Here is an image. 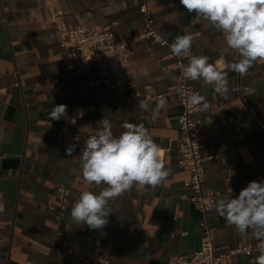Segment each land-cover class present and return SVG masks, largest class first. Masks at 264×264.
<instances>
[{
  "label": "crops",
  "instance_id": "crops-1",
  "mask_svg": "<svg viewBox=\"0 0 264 264\" xmlns=\"http://www.w3.org/2000/svg\"><path fill=\"white\" fill-rule=\"evenodd\" d=\"M144 0H0V194L5 211L0 213V264H73L62 244H53L57 229L50 206L56 204L61 183L71 189L70 206L61 223L65 238L92 235L112 264H167L172 256L191 257L201 248L202 216L191 202L190 167L182 161L179 134V102L166 100L155 119L150 110L128 104L115 93L92 86L97 69L60 45L49 6L63 13L72 25L111 26L121 38L131 39L145 28L141 12ZM154 26L171 43L177 35H191V55H206L209 62L227 72L228 98L212 85L192 81L205 95L210 108L200 112L201 140L208 175L205 191L216 199L235 198L250 181L264 180V132L251 114L264 121V60L241 76L231 71L234 53L223 52V35L206 22L195 23L180 0H148ZM111 8V12L106 9ZM170 47L147 39L137 40L127 70L137 87L155 84L163 92L177 93L175 62ZM233 89H238L233 91ZM250 89V91H245ZM66 105L67 115L52 120L56 105ZM82 113L83 141L72 156L67 132L70 119ZM108 118L119 136L125 122L143 124L160 147L161 159L171 175L154 190L139 186L110 202L111 213L103 229L73 224L70 211L83 191L98 192L79 167V155L90 135ZM216 252L228 254L222 264H255L258 250L229 255L240 244H256L250 231L239 233L214 210Z\"/></svg>",
  "mask_w": 264,
  "mask_h": 264
},
{
  "label": "clouds",
  "instance_id": "clouds-1",
  "mask_svg": "<svg viewBox=\"0 0 264 264\" xmlns=\"http://www.w3.org/2000/svg\"><path fill=\"white\" fill-rule=\"evenodd\" d=\"M188 13H195L194 22H206L223 35V52L234 53V62L229 64L231 71L245 75L260 60H264V0H180ZM111 8L106 12H111ZM191 35H177L169 45L171 54L180 56L190 51ZM185 80L203 81L212 85L216 94L225 99L229 95L227 72L221 71L209 62L206 55H191L188 63L180 69ZM238 89H233L236 91ZM184 95V90H179ZM250 91V89H245ZM189 107L200 112L209 110L205 95L192 93L187 96ZM144 111L150 110L147 102L140 101ZM161 98L154 109L155 119L165 107ZM67 115L66 105H56L50 117L59 120ZM100 130L90 135L79 155L80 173L89 185H95L98 192L83 191L73 203L70 220L76 225H87L90 229H103L108 224L112 212L110 202L122 194L139 186L151 189L162 186L171 175L161 159L160 147L154 142L143 124L125 122L123 132L115 136L111 121L104 117ZM75 145L66 148L72 156ZM208 210L235 227L239 233L248 234L259 241V255L255 264H264V180L250 181L235 198L206 200ZM5 204L0 194V213Z\"/></svg>",
  "mask_w": 264,
  "mask_h": 264
},
{
  "label": "built area",
  "instance_id": "built-area-1",
  "mask_svg": "<svg viewBox=\"0 0 264 264\" xmlns=\"http://www.w3.org/2000/svg\"><path fill=\"white\" fill-rule=\"evenodd\" d=\"M47 15L55 23L58 32V40L62 47L69 49L78 59L86 64L94 66L98 71L97 79L92 86L104 88L115 93L128 104L140 105V101L148 104L158 102L161 98L177 101L182 106L179 115V134L176 138L178 150L182 161L190 167L191 202L198 205L202 216L201 248L191 257L172 256L167 264H222L228 254H217L215 227L210 218V210L205 205L206 200L216 199V193L205 191L204 183L208 175L206 162L212 158L204 153L206 145L201 140V127L203 119L194 107H189L187 96L199 93L190 80H185L180 71L186 64L182 55L170 58L175 62L177 72V93L161 91L155 84H145L137 87L129 81L127 70L133 55L134 44L137 40L147 39L161 46H169L171 42L154 26L149 14L148 0L141 5V12L145 16V28L131 39L121 38L112 30L111 26L96 24L92 26L72 25L66 23L63 13L49 6ZM180 89L184 90L181 95ZM252 116L259 128L264 132V121L254 111ZM82 113L70 119V130L67 132V140L70 145L78 147L83 141L81 126ZM75 147V148H76ZM71 189L66 183H61L56 190V204L50 206L57 222V229L52 236L53 244H62L72 256L73 264H112L103 254L95 238L87 233H79L74 237L65 238L61 223L70 206ZM259 241L256 244H240L229 255L245 253L251 256L258 250Z\"/></svg>",
  "mask_w": 264,
  "mask_h": 264
}]
</instances>
